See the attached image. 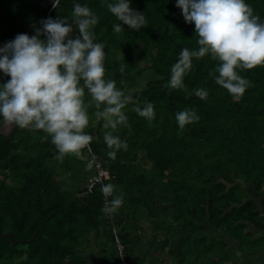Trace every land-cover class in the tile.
<instances>
[{
	"label": "trees",
	"instance_id": "obj_1",
	"mask_svg": "<svg viewBox=\"0 0 264 264\" xmlns=\"http://www.w3.org/2000/svg\"><path fill=\"white\" fill-rule=\"evenodd\" d=\"M18 1L0 0V48L37 30L46 42L43 21L67 17L72 23L74 5L87 6L98 17L94 42L105 46L104 78L133 101L122 110L127 126L105 129L87 108L92 101L85 89L84 131L93 137V156L85 148L82 159H55L58 150L42 130L16 126L10 135L0 133V232L25 241L36 234L31 243L0 241V264H94L89 251L106 264H264V214L251 197H262L264 205V106L249 113L242 104L231 105L238 98L215 83L219 61L211 54L193 57L184 88L168 86L181 50L199 48L195 24L185 21L177 0H129L147 21L139 30L108 10L117 0H61L51 11L37 0H24L22 10ZM245 3L264 23V0ZM72 28L69 38L75 39L79 32L74 23ZM237 73L250 82L239 98L258 90L264 96V66ZM0 74L2 87L11 77ZM197 89L207 98H198ZM147 103L154 107L152 121L133 111ZM186 109L199 120L181 129L175 117ZM106 132L128 145L116 150L115 159L108 156L113 149ZM95 160L110 172L104 182L114 186L109 199L123 196L115 212L102 211V185L80 194ZM211 229L221 236H211ZM94 232L100 252L91 244ZM258 256L263 259L254 261Z\"/></svg>",
	"mask_w": 264,
	"mask_h": 264
},
{
	"label": "clouds",
	"instance_id": "obj_2",
	"mask_svg": "<svg viewBox=\"0 0 264 264\" xmlns=\"http://www.w3.org/2000/svg\"><path fill=\"white\" fill-rule=\"evenodd\" d=\"M55 0L54 7H58ZM187 23L195 24L198 35V50H181L178 61L171 67L169 87L184 88L183 78L192 68V59H201L211 54L219 61L215 72V83L232 96L241 97L249 81L237 73V69L251 70L264 66V23L260 22L245 0H177ZM108 10L123 24L139 30L145 26V16L130 7L129 0H117L107 5ZM43 23L46 42L39 39L41 31L29 37L19 34L0 48V71L11 79L0 87V116L5 125L42 130L51 136V142L58 150L55 159L62 162L68 154L82 157V149L93 139L85 133L89 115L84 101L85 89L95 106L97 121H105V129L127 126V117L122 111L133 101L131 94L117 89L114 80H105L104 44L94 42L92 29L98 17L89 7L74 5L72 23L78 29L79 37L71 39L72 23L68 18H51ZM113 31H122L120 23L113 25ZM120 71H124L121 65ZM211 75V73H210ZM83 81V86H81ZM195 95L204 100L208 92L195 90ZM101 105H104L101 110ZM140 117L152 121L155 111L152 103L143 109H133ZM179 128L199 120L191 110H183L175 117ZM104 141L109 149L108 156L116 157V150H127L112 132H106ZM90 151V149H89ZM105 197L113 196L114 186L103 185ZM123 203V196L114 197L102 211L115 212Z\"/></svg>",
	"mask_w": 264,
	"mask_h": 264
},
{
	"label": "rangeland",
	"instance_id": "obj_3",
	"mask_svg": "<svg viewBox=\"0 0 264 264\" xmlns=\"http://www.w3.org/2000/svg\"><path fill=\"white\" fill-rule=\"evenodd\" d=\"M234 104H242V105H244L245 107H246V109L248 110V112L249 113H252L253 112V109L254 108H256V107H262V106H264V96H263V94H262V92L260 91V90H258V91H255L254 93H252V94H250V95H248V96H246V97H242V98H238V99H235V100H233L232 102H231V105H234ZM89 107V108H88ZM87 108L89 109V110H91L92 112H94L95 113V111L94 110H92V109H95V106H94V102H91L88 106H87ZM96 110V109H95ZM205 123L204 122H200V123H198V124H196V125H204ZM252 198H254V199H256L257 200V202L259 203V209L262 211V213L264 214V205L262 204V197L260 198V197H256L255 195H252L251 196ZM143 225H145V224H143ZM213 231V229H211V231L209 232V234L211 235V236H217V237H220L221 236V234H220V232L218 231H216V230H214V232H212ZM149 232H150V229H147V233L149 234ZM262 232H264V231H262ZM102 237H104V235L102 234ZM105 239V238H104ZM90 240H91V244L93 245V248L96 250V251H98V252H100V247H98V245L96 244V241H95V232L94 233H92L91 234V238H90ZM145 240H146V238H145ZM89 255H91L92 256V259H94L93 261H95L94 262V264H99V262H97L96 260H97V255L95 256L92 252H90L89 251ZM263 256H261V258H259V256L258 257H256L255 259H254V261H257V260H259V259H263L262 258ZM240 257H236V259H239ZM242 258V257H241ZM100 264H104V263H100ZM227 264H231V260H228L227 261ZM244 264H247V262H244Z\"/></svg>",
	"mask_w": 264,
	"mask_h": 264
},
{
	"label": "built area",
	"instance_id": "obj_4",
	"mask_svg": "<svg viewBox=\"0 0 264 264\" xmlns=\"http://www.w3.org/2000/svg\"><path fill=\"white\" fill-rule=\"evenodd\" d=\"M87 151L92 153V148L89 145L86 147ZM90 149V151H89ZM93 156V153H92ZM95 172L90 176V178L85 183V189L80 192L81 195H86L91 193L97 185H104V182L110 178V172L101 164L99 160L94 161ZM105 204L110 201L109 197H105ZM122 248V245H119Z\"/></svg>",
	"mask_w": 264,
	"mask_h": 264
},
{
	"label": "water",
	"instance_id": "obj_5",
	"mask_svg": "<svg viewBox=\"0 0 264 264\" xmlns=\"http://www.w3.org/2000/svg\"><path fill=\"white\" fill-rule=\"evenodd\" d=\"M55 3V0H42L40 2V4L47 8V9H50V11L53 9V5ZM23 8V6H22ZM0 77H1V74H0ZM16 128V125L13 124L11 127H8L7 125H5L4 121L2 120V123H0V133L4 134V135H10L11 132ZM9 237L10 238V241L11 243H14V242H27V243H31L33 241L36 240V234L32 237L31 240H22V239H18L16 237H14V234L12 233H1L0 232V241H5V238Z\"/></svg>",
	"mask_w": 264,
	"mask_h": 264
},
{
	"label": "flooded vegetation",
	"instance_id": "obj_6",
	"mask_svg": "<svg viewBox=\"0 0 264 264\" xmlns=\"http://www.w3.org/2000/svg\"><path fill=\"white\" fill-rule=\"evenodd\" d=\"M39 3L42 1V0H37ZM20 4H21V9L23 10V8H24V0H19L18 1ZM60 2H61V0H59V4H60ZM58 4V5H59ZM22 6H23V8H22ZM22 20H24L22 17H20L19 19H18V22H21ZM3 119V118H2Z\"/></svg>",
	"mask_w": 264,
	"mask_h": 264
},
{
	"label": "crops",
	"instance_id": "obj_7",
	"mask_svg": "<svg viewBox=\"0 0 264 264\" xmlns=\"http://www.w3.org/2000/svg\"><path fill=\"white\" fill-rule=\"evenodd\" d=\"M101 263H104V262H101ZM100 264V263H99ZM104 264H106V263H104Z\"/></svg>",
	"mask_w": 264,
	"mask_h": 264
},
{
	"label": "bare ground",
	"instance_id": "obj_8",
	"mask_svg": "<svg viewBox=\"0 0 264 264\" xmlns=\"http://www.w3.org/2000/svg\"><path fill=\"white\" fill-rule=\"evenodd\" d=\"M54 11V10H53ZM69 16V15H68ZM71 17V16H70Z\"/></svg>",
	"mask_w": 264,
	"mask_h": 264
}]
</instances>
